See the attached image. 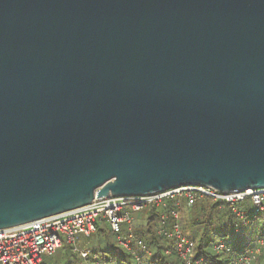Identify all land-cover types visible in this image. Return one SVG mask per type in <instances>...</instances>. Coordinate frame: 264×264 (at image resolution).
<instances>
[{
    "label": "water",
    "instance_id": "obj_1",
    "mask_svg": "<svg viewBox=\"0 0 264 264\" xmlns=\"http://www.w3.org/2000/svg\"><path fill=\"white\" fill-rule=\"evenodd\" d=\"M190 185L264 187V0H0V229Z\"/></svg>",
    "mask_w": 264,
    "mask_h": 264
},
{
    "label": "trees",
    "instance_id": "obj_2",
    "mask_svg": "<svg viewBox=\"0 0 264 264\" xmlns=\"http://www.w3.org/2000/svg\"><path fill=\"white\" fill-rule=\"evenodd\" d=\"M232 206L245 214L246 223L239 221ZM176 208L180 213L181 230L193 243V264H237L239 257L260 248L259 255L250 264H264V211L257 212L248 198L230 204L208 196H196L189 206L182 199V207L173 201L166 206H151L133 214V233L137 240H130L129 248L123 247L118 239L127 236L126 225H121L118 234L109 224L101 220L96 223L95 232L89 237L78 236L80 249H88L87 257L69 244H63L53 255L45 257L42 264H185L176 249V239L158 232L162 225L161 214H167V228L170 230ZM186 212L187 217L181 216ZM222 242L224 247L214 249Z\"/></svg>",
    "mask_w": 264,
    "mask_h": 264
},
{
    "label": "built area",
    "instance_id": "obj_3",
    "mask_svg": "<svg viewBox=\"0 0 264 264\" xmlns=\"http://www.w3.org/2000/svg\"><path fill=\"white\" fill-rule=\"evenodd\" d=\"M196 196H208L230 204L248 198L255 211H264V187H249L240 192L221 193L210 187L190 185L151 194L94 197L89 204L0 229V264H42L45 257L53 255L63 245L60 233L65 235L66 244L79 251L85 258L88 249L79 248L78 236H91L95 232L96 223L101 220L106 221L116 234L120 232L122 224L126 225L127 236L117 235V239L123 247L129 248L130 240H137L133 233L135 212L151 206H166L169 201H173L174 205L180 208L182 199L190 206ZM232 209L239 218L233 226L234 230L238 231L239 223H246L245 214L235 206H232ZM170 213L173 217L171 229L167 228V214L163 213L161 214L162 225L158 232L168 238L174 237L176 249L185 264H193V243L181 230L180 213L176 208H172ZM137 242L142 245L140 240ZM261 243L263 244L264 240ZM223 247L222 242L214 245L216 250ZM259 252L260 248H257L255 252L249 251L239 257L237 264H250L257 258Z\"/></svg>",
    "mask_w": 264,
    "mask_h": 264
},
{
    "label": "rangeland",
    "instance_id": "obj_4",
    "mask_svg": "<svg viewBox=\"0 0 264 264\" xmlns=\"http://www.w3.org/2000/svg\"><path fill=\"white\" fill-rule=\"evenodd\" d=\"M181 216H182V218H183V217H187L186 212H181ZM59 236H60V238H61L63 244H66L67 242H66L65 235L60 233ZM263 249H264V248H263ZM258 255H259V254H258Z\"/></svg>",
    "mask_w": 264,
    "mask_h": 264
}]
</instances>
